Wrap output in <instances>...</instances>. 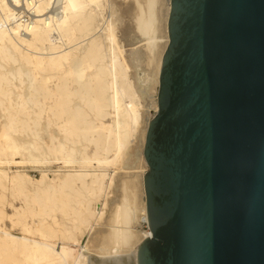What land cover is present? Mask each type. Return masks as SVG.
<instances>
[{
	"label": "bare ground",
	"instance_id": "obj_1",
	"mask_svg": "<svg viewBox=\"0 0 264 264\" xmlns=\"http://www.w3.org/2000/svg\"><path fill=\"white\" fill-rule=\"evenodd\" d=\"M104 1L0 0V108L8 113V122L0 131V187H5L4 180L13 172L20 181L18 192L24 193L25 177L31 175L25 170L12 171L10 166L37 161L31 154L15 159L35 147V143L19 144L12 135L17 123L26 121L11 111L30 115L23 95L14 102L9 88L10 77L25 75L23 64L32 67L26 73L32 94L52 100L46 105L45 100L35 99L38 111L30 120L39 125L47 108L64 139L52 136L54 144L49 148L60 155L56 157L59 171L54 184L37 187L36 206L9 202L11 215L0 208V222L8 218L12 227L21 230L16 234L13 228L0 226V264H87V254L73 248L82 238L87 239L83 250L103 258L131 250L137 257L139 246L153 235L151 229L138 231L135 221L142 218L149 223L144 188L148 164L143 153L149 121L144 108L151 106L149 90L154 87L158 109L171 3L165 4L164 27L158 17L159 0H135L133 4L135 30L146 41L143 49L135 47L131 52L134 63L138 67L141 60L146 65L156 61L155 74L147 72L138 81L143 104L131 80V66L116 24L108 18L97 24ZM159 26L164 28L162 40ZM12 65L18 66L8 69ZM137 138L142 148L139 153ZM83 141L85 145L77 147ZM88 144L94 146L92 153L87 151ZM116 191L120 194L112 199ZM4 199L2 193L0 203Z\"/></svg>",
	"mask_w": 264,
	"mask_h": 264
},
{
	"label": "water",
	"instance_id": "obj_2",
	"mask_svg": "<svg viewBox=\"0 0 264 264\" xmlns=\"http://www.w3.org/2000/svg\"><path fill=\"white\" fill-rule=\"evenodd\" d=\"M170 3L136 264H264V0Z\"/></svg>",
	"mask_w": 264,
	"mask_h": 264
},
{
	"label": "rangeland",
	"instance_id": "obj_3",
	"mask_svg": "<svg viewBox=\"0 0 264 264\" xmlns=\"http://www.w3.org/2000/svg\"><path fill=\"white\" fill-rule=\"evenodd\" d=\"M134 2V3H133ZM160 8L158 5V11H159V20L160 24L164 27V17L165 16V4L169 3V0H159L158 1ZM135 4V0H107L103 2V5L101 7V15L98 18L97 24H100L104 21V18L112 19L114 23L117 26L118 31V37L121 41V44L123 46V49L125 50V57L127 61L129 62L131 66L130 70V77L133 81L135 88L137 90V94L139 95L140 100L144 104V95L139 90V79L142 81L144 80L145 74L148 72L149 75L155 74L156 72V61L151 62V64L146 65L145 62L140 61V65L137 67L134 63V57L132 56L131 52L135 51L136 49H143V46L145 45V37L138 33L137 30H135V22L133 21L132 14L134 12L135 7H133ZM162 6V7H161ZM165 9V10H164ZM163 12V13H162ZM162 13V14H161ZM164 15V16H163ZM134 22V23H133ZM133 24V25H132ZM159 24V25H160ZM159 26V29H161ZM134 28V29H133ZM98 27V31H99ZM157 30V33L159 34V37L163 35L162 30ZM159 31V32H158ZM162 32V33H161ZM102 33V30L100 31ZM140 34L142 36H140ZM158 35V34H157ZM161 37L159 39H161ZM163 39V38H162ZM161 39V40H162ZM137 41V42H134ZM136 43V44H135ZM138 47V48H137ZM134 49V50H133ZM14 66V67H13ZM18 65H12L8 69L16 68ZM27 66V67H26ZM25 68V69H24ZM27 68V69H26ZM30 68V69H29ZM32 67L26 64H23V71L25 72L23 77L20 79V77H10L11 82L9 85V88L11 89V97L13 98L14 102L18 101V95L22 94L23 99L26 101V108L30 115L25 114L23 112L16 113V111L12 110L11 112L18 117L20 121H26L25 124L22 122L17 123V132H12L13 137L17 140L19 144H25L26 146H29L30 144L35 143V147L29 148L30 150L22 151L21 153L17 154L15 156V159L22 160L23 157H27L31 154L34 157L37 158V161L35 162H27L25 164H13L10 166L12 171L16 170H25L28 172L29 175H31L32 178H26L24 182V193H19L17 190L16 185L20 183L19 179H17V175L13 172H10L8 179L4 180L5 187H0V195L3 193L6 195V200H2L0 203V208H2L5 212L8 214L13 213V207L9 205V202H13L15 206H20L24 202H28L32 206H36V203L33 201V197L36 196L37 193V187H45L49 184H54L56 181V173L59 171V164L57 163V156L54 152L50 150V146L54 144V141H52V136L56 135V137H60L61 140L63 139V134L59 131V129L56 126V121L54 122L55 118H52V115L48 112V109L46 108V112L43 114L41 122L39 125H34L33 121L30 120V118H35V111H38V108L35 106V99H40L39 101L44 102V104L49 105L50 102H52L51 99H45L42 95H33L32 90L30 89V83L31 79L29 78L26 73H31L29 71H32ZM27 71V72H26ZM89 70L88 72H91ZM149 95L151 98V106L145 107L144 110H148V113L146 115V122L155 115V102H156V88H151L149 90ZM39 96V97H38ZM50 100V101H49ZM49 101V103H48ZM78 102V100H77ZM46 105L44 107H46ZM49 118H52L51 122L49 121ZM54 119V120H53ZM8 122V113L3 111L0 108V131L3 128V125H5ZM28 124V126L26 125ZM30 128L37 131L39 133V137L35 138L30 131ZM62 135V136H61ZM85 145V142H81L77 144V147L81 148ZM136 151L139 153L142 152V148L140 149V138H137L135 142ZM94 149V146L92 144H88L87 151L89 153H92ZM5 157V156H4ZM25 158V160H28ZM4 169H8L5 167ZM141 170V169H140ZM148 170V168H147ZM38 181H41V183H37ZM23 184V182H22ZM12 193H15V196L12 195ZM112 196V199H115L116 196L120 194L119 192H115ZM121 196L118 197L120 199ZM101 203H98L99 209H101ZM142 218H138L135 221V227L138 231L143 232L149 230L147 227V222ZM0 226H5L7 228H13V232L16 234H21L20 227H12L11 221L8 218H5L0 222ZM15 230V231H14ZM87 239L82 238L80 243L77 246H73V248L76 250V252L84 251L87 255L88 262L87 264H136V253L135 251H129L126 253H121L117 255H113L108 257L109 260H103L101 262H97L93 259L92 256H98L103 258L102 255L95 254L93 252H90L88 250H83L84 245L86 244Z\"/></svg>",
	"mask_w": 264,
	"mask_h": 264
},
{
	"label": "built area",
	"instance_id": "obj_4",
	"mask_svg": "<svg viewBox=\"0 0 264 264\" xmlns=\"http://www.w3.org/2000/svg\"><path fill=\"white\" fill-rule=\"evenodd\" d=\"M145 223H146V222H145ZM146 224H147L148 229H150V227H149V223L147 222Z\"/></svg>",
	"mask_w": 264,
	"mask_h": 264
}]
</instances>
